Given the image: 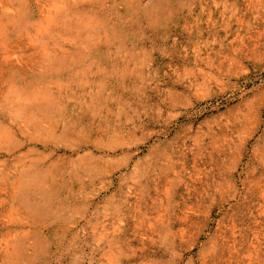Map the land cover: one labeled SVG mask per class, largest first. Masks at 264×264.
Returning a JSON list of instances; mask_svg holds the SVG:
<instances>
[{
	"label": "rangeland",
	"instance_id": "rangeland-1",
	"mask_svg": "<svg viewBox=\"0 0 264 264\" xmlns=\"http://www.w3.org/2000/svg\"><path fill=\"white\" fill-rule=\"evenodd\" d=\"M0 264H264V0H0Z\"/></svg>",
	"mask_w": 264,
	"mask_h": 264
}]
</instances>
